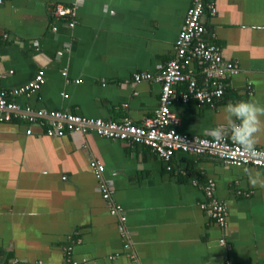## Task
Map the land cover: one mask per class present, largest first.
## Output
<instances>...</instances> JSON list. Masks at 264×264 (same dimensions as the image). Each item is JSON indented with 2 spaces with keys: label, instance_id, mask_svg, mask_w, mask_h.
Wrapping results in <instances>:
<instances>
[{
  "label": "crops",
  "instance_id": "1",
  "mask_svg": "<svg viewBox=\"0 0 264 264\" xmlns=\"http://www.w3.org/2000/svg\"><path fill=\"white\" fill-rule=\"evenodd\" d=\"M212 1L216 12L203 16V35L238 71L212 104L174 101L170 110L178 132L217 138L212 129L226 127L225 104L264 105V0ZM70 2L1 0L0 89L17 88L42 68L39 89L7 99L20 108L141 123L157 107L160 85L133 74L155 73L172 57L192 0H80L72 27L52 13ZM45 128L18 113L0 119V261L264 264V187L249 178H264L263 167L182 151L164 160L141 143L92 130L47 135ZM255 140L264 148V130ZM96 163L112 187L108 198ZM207 180L225 204L224 227L199 206Z\"/></svg>",
  "mask_w": 264,
  "mask_h": 264
},
{
  "label": "built area",
  "instance_id": "2",
  "mask_svg": "<svg viewBox=\"0 0 264 264\" xmlns=\"http://www.w3.org/2000/svg\"><path fill=\"white\" fill-rule=\"evenodd\" d=\"M78 4L80 0H71L69 6L57 4L52 13L56 16H64L68 21V26L72 27ZM206 12L209 15L216 12L212 0H192L174 42L172 57L155 73L135 72L133 74L134 81L152 80L160 85L158 105L153 114L141 123H132L126 116L120 121H114L99 117H86L57 109L20 108L16 102L7 99L8 95H30L39 89L44 82L42 68H39L27 83L11 90L0 89V119L8 120L12 113L21 114L29 121L40 119V122L46 125L47 135H60L64 131L83 133L86 130H92L101 137L144 144L164 160H168L174 152L182 151L216 156L226 164L237 166L250 164L264 168V148L255 147L256 154L254 155L226 136L209 138L187 135L176 130L178 119L170 110L174 101L194 100L197 105L212 104L223 95L230 78L238 71L236 60L223 58L219 46L203 38L206 30L203 16ZM57 54L59 55L60 51ZM62 74L65 75L66 72L63 71ZM249 84L248 82L246 87L250 94ZM178 85H184V89L178 91ZM102 170V165L96 163L94 173L99 179H102ZM100 190L102 196L108 198L112 187L103 180ZM203 193L206 199L200 202V208L205 210L219 226L224 227L226 224L225 204L213 196L211 180L204 183ZM116 211V207L111 208L112 213ZM120 219L123 217L120 216ZM220 242L223 240L220 239ZM0 264H18V262L0 261Z\"/></svg>",
  "mask_w": 264,
  "mask_h": 264
},
{
  "label": "clouds",
  "instance_id": "3",
  "mask_svg": "<svg viewBox=\"0 0 264 264\" xmlns=\"http://www.w3.org/2000/svg\"><path fill=\"white\" fill-rule=\"evenodd\" d=\"M223 111L226 127L220 124L213 128L215 136L222 138L230 135L234 143L255 155L256 134L264 130V121L261 119L264 117V105L252 100H238L225 104ZM249 178L253 186L259 184L264 187V178L259 173Z\"/></svg>",
  "mask_w": 264,
  "mask_h": 264
},
{
  "label": "trees",
  "instance_id": "4",
  "mask_svg": "<svg viewBox=\"0 0 264 264\" xmlns=\"http://www.w3.org/2000/svg\"><path fill=\"white\" fill-rule=\"evenodd\" d=\"M205 25V24H204ZM203 38L206 40V38L204 37V35H203ZM206 41H208V40H206ZM210 42V41H209ZM182 86H184V85H182ZM177 88H178V86H177ZM184 89V88H183ZM211 218V217H210ZM214 222H215V220L213 219V218H211ZM216 223V222H215ZM217 224V223H216ZM218 225V224H217ZM219 226V225H218ZM219 227H221V226H219Z\"/></svg>",
  "mask_w": 264,
  "mask_h": 264
}]
</instances>
